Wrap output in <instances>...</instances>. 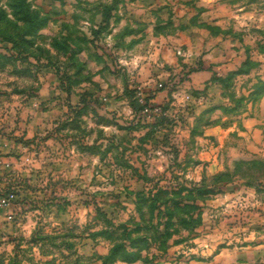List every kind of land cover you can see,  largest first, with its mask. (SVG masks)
<instances>
[{"label":"rangeland","instance_id":"374dc122","mask_svg":"<svg viewBox=\"0 0 264 264\" xmlns=\"http://www.w3.org/2000/svg\"><path fill=\"white\" fill-rule=\"evenodd\" d=\"M2 196L0 264H264V0H0Z\"/></svg>","mask_w":264,"mask_h":264},{"label":"trees","instance_id":"16d2710c","mask_svg":"<svg viewBox=\"0 0 264 264\" xmlns=\"http://www.w3.org/2000/svg\"><path fill=\"white\" fill-rule=\"evenodd\" d=\"M20 14L23 16V20L26 22L24 35H27L31 29L37 28V26L39 25L40 20L38 19V16L30 13L28 10H25V9L21 10ZM6 39L8 41H10V42H15V39L12 38L11 35L7 36ZM141 109H142V107H140V109L137 108V110H141ZM134 110H136V109H134ZM156 203H157V201L155 200V201L152 202V205L153 204L155 205ZM153 207H157V206H153ZM175 207H176L175 210L179 209L178 208V204H176ZM194 208L197 209L196 207H194ZM170 215H172V213H170ZM117 248H118V250L122 249L121 245H119V247H117Z\"/></svg>","mask_w":264,"mask_h":264},{"label":"built area","instance_id":"2783aa9c","mask_svg":"<svg viewBox=\"0 0 264 264\" xmlns=\"http://www.w3.org/2000/svg\"><path fill=\"white\" fill-rule=\"evenodd\" d=\"M162 88V86H160ZM157 110H152L150 107H145L143 109V114L151 115L155 113ZM8 206V199L5 196L0 197V211Z\"/></svg>","mask_w":264,"mask_h":264}]
</instances>
